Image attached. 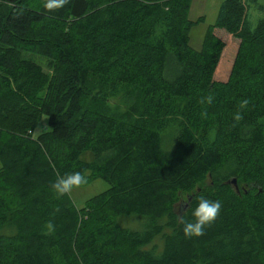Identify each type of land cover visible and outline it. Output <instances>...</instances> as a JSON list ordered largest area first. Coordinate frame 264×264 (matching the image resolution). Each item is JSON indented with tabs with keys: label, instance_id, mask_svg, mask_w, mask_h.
Wrapping results in <instances>:
<instances>
[{
	"label": "trees",
	"instance_id": "obj_1",
	"mask_svg": "<svg viewBox=\"0 0 264 264\" xmlns=\"http://www.w3.org/2000/svg\"><path fill=\"white\" fill-rule=\"evenodd\" d=\"M43 2L0 0V264H264V0H221L199 50L190 0ZM75 171L107 184L80 207L51 190Z\"/></svg>",
	"mask_w": 264,
	"mask_h": 264
},
{
	"label": "clouds",
	"instance_id": "obj_2",
	"mask_svg": "<svg viewBox=\"0 0 264 264\" xmlns=\"http://www.w3.org/2000/svg\"><path fill=\"white\" fill-rule=\"evenodd\" d=\"M69 3V0H44L43 7L48 11L58 10ZM213 100L212 96L207 97V103L211 104ZM201 102H204L203 100ZM248 104L247 100H243L240 107L243 108ZM243 118L240 112H237L233 119L240 121ZM88 183V178L80 171H75L65 175L57 176V179L51 184V190L56 196L62 197L71 194L74 189L80 188L82 185ZM197 206L192 211L194 219L187 221L183 215L180 216V221L183 223V233L185 237H199L204 234L206 226L211 225L219 217L222 204L219 200H210L201 195L197 197ZM45 234L54 231V224L48 221L45 225Z\"/></svg>",
	"mask_w": 264,
	"mask_h": 264
},
{
	"label": "rangeland",
	"instance_id": "obj_3",
	"mask_svg": "<svg viewBox=\"0 0 264 264\" xmlns=\"http://www.w3.org/2000/svg\"><path fill=\"white\" fill-rule=\"evenodd\" d=\"M220 1L221 0H190L187 18L189 20H196L198 17L203 18L202 21L193 24L188 30V44L193 49H200L203 33L206 27L213 23ZM250 13L252 21H254L257 16L263 15L255 10H251ZM33 58L41 65L44 71L48 72L43 58H40V56H33ZM44 124L45 122L41 120L33 131V134L38 133L41 128L44 127ZM105 188H107V184L104 181L100 179H93L87 184L82 185L80 188L74 189L69 196L74 205L80 207L87 198L95 195Z\"/></svg>",
	"mask_w": 264,
	"mask_h": 264
},
{
	"label": "water",
	"instance_id": "obj_4",
	"mask_svg": "<svg viewBox=\"0 0 264 264\" xmlns=\"http://www.w3.org/2000/svg\"><path fill=\"white\" fill-rule=\"evenodd\" d=\"M230 183H231L232 185H235V180H234V178L231 179ZM185 206H186V205H183V208H184Z\"/></svg>",
	"mask_w": 264,
	"mask_h": 264
}]
</instances>
